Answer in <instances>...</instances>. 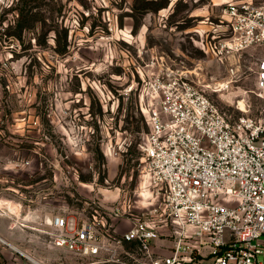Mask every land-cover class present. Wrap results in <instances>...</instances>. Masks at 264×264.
I'll use <instances>...</instances> for the list:
<instances>
[{
  "label": "rangeland",
  "instance_id": "1",
  "mask_svg": "<svg viewBox=\"0 0 264 264\" xmlns=\"http://www.w3.org/2000/svg\"><path fill=\"white\" fill-rule=\"evenodd\" d=\"M229 1L0 0V264H72L48 222L90 200L130 203L124 227L145 216L155 198L143 145L163 58L229 116L264 118L261 48L232 60L208 49L228 34Z\"/></svg>",
  "mask_w": 264,
  "mask_h": 264
},
{
  "label": "built area",
  "instance_id": "2",
  "mask_svg": "<svg viewBox=\"0 0 264 264\" xmlns=\"http://www.w3.org/2000/svg\"><path fill=\"white\" fill-rule=\"evenodd\" d=\"M222 22L228 34L208 49L232 60L260 47L263 96L264 0L229 1ZM160 65L141 168L153 186L151 207L124 227L130 203L87 201L75 214L49 219L50 243L72 264H264V118L229 116L188 71L165 58Z\"/></svg>",
  "mask_w": 264,
  "mask_h": 264
},
{
  "label": "bare ground",
  "instance_id": "3",
  "mask_svg": "<svg viewBox=\"0 0 264 264\" xmlns=\"http://www.w3.org/2000/svg\"><path fill=\"white\" fill-rule=\"evenodd\" d=\"M243 104V103H242ZM2 239V238H1ZM13 247V246H12ZM29 258L33 261V262H35L36 264H43V263H41V261H39V260H37L36 258H33V257H31V256H29Z\"/></svg>",
  "mask_w": 264,
  "mask_h": 264
},
{
  "label": "crops",
  "instance_id": "4",
  "mask_svg": "<svg viewBox=\"0 0 264 264\" xmlns=\"http://www.w3.org/2000/svg\"><path fill=\"white\" fill-rule=\"evenodd\" d=\"M0 233L2 234V235H4V236H9V234H7V232H3V231H0ZM42 263V262H41Z\"/></svg>",
  "mask_w": 264,
  "mask_h": 264
},
{
  "label": "water",
  "instance_id": "5",
  "mask_svg": "<svg viewBox=\"0 0 264 264\" xmlns=\"http://www.w3.org/2000/svg\"><path fill=\"white\" fill-rule=\"evenodd\" d=\"M3 240V239H2ZM20 251V250H19ZM21 253H23V252H21Z\"/></svg>",
  "mask_w": 264,
  "mask_h": 264
}]
</instances>
